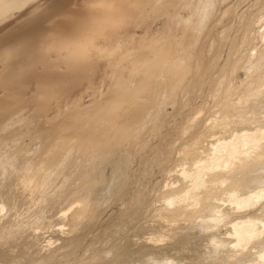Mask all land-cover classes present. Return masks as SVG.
<instances>
[{"label": "bare ground", "instance_id": "6f19581e", "mask_svg": "<svg viewBox=\"0 0 264 264\" xmlns=\"http://www.w3.org/2000/svg\"><path fill=\"white\" fill-rule=\"evenodd\" d=\"M42 1L0 0V21L28 4L26 17H31ZM133 1L150 5L155 17L173 15L179 29L191 36L188 52L174 39V29L167 40L151 42L147 48L130 50L126 42L121 45L126 39L120 29ZM228 1L83 0L61 7L57 0H46L49 11L55 10L45 16L49 25L37 21L33 27L37 31L22 32L8 41L0 51L3 66L24 68L25 80L16 82L19 76L12 74L20 75L17 72L0 80L6 89L0 95V264H131L132 257L143 252L147 257L136 264H155L156 259L148 257L158 247L181 244V250L193 256L198 249L192 241L199 232L191 230L201 225L200 232L210 236L204 251L207 264H264V0L255 1L260 6L248 17L249 28L236 48L239 57L227 60L224 77L207 105L198 107L183 127L177 146L167 148L164 159L156 156L162 177L152 194L140 193L141 208L145 206L150 219L133 232L134 238L132 233L122 235L128 224L118 228L116 222L106 230L108 247L106 243L98 250L93 245L81 260L75 252L84 243L86 230L99 222L97 212L109 192L117 195L125 189L129 146L164 124L169 112L163 101L188 105L185 88L194 70L195 48L217 26ZM179 5L190 8L184 14L176 10ZM118 48L122 58L135 52V60L129 67L114 69L112 88L102 103L87 110L90 116L83 115L79 100L59 113L64 99L85 82L92 85L101 60ZM170 52L177 55L167 65L165 82L178 87L174 92L165 90L150 107L144 100L131 103L138 116L133 126L118 127L112 115L100 114L101 105L115 107L134 92L149 89ZM139 69L143 77L129 85L126 73ZM32 83L38 86L34 99L26 96ZM28 111L31 115L25 117ZM111 136L121 141V155L114 151L109 156L99 146L100 137ZM109 165L111 177L105 172ZM221 222L224 230L219 232ZM142 235L147 237L141 239ZM130 242L138 245L126 252ZM172 257L173 263L164 264H177L178 258Z\"/></svg>", "mask_w": 264, "mask_h": 264}, {"label": "rangeland", "instance_id": "374dc122", "mask_svg": "<svg viewBox=\"0 0 264 264\" xmlns=\"http://www.w3.org/2000/svg\"><path fill=\"white\" fill-rule=\"evenodd\" d=\"M57 1L61 3V7L70 5L73 7L75 3H80L83 0ZM87 1L89 2L91 0ZM255 1L256 0H249L241 3L240 0H229L228 3L223 5L224 10L229 9V12L226 14L224 13V10L221 12V16L215 21V23L218 24L216 27L214 25L212 33L210 34L209 32L208 35H204L202 39V42L204 41V43L202 45H197L195 48L196 56L193 63L194 70L189 75L185 88L187 91L186 98L188 100V105L182 107L176 104V106H173V104H167V101H163V104H166L165 108L169 114L167 118H165L162 127L156 131L157 133H148V131H146L141 139L137 138L134 144L129 146L131 151V161L129 163L130 169L128 175L130 177H128L126 187L117 195H114L113 191L109 192L108 198L103 200L104 204L100 205V208L97 212L99 222L92 224V228L86 230L84 234V243L78 247L77 250H75V252H78L79 254V260L84 258V252L93 245H95L98 250H101V247L104 248V244L106 243V246H109L107 242L109 236L106 235V230L113 227L116 222H120V226H118V228L122 227L124 223L128 224L129 228H126V231L122 235L128 236L132 233L134 238L136 235L133 232L136 231L137 233L141 228L142 222H145L146 219H150L151 216L145 215V206L143 205V209L141 208L142 196L140 193L146 195V191H148L152 194V191L155 189V184L162 177L160 174L161 170L156 163V156L160 154L158 159H164L167 155L166 149H170L171 146H177V139L180 137L183 127L196 113L198 107L207 105V101L210 99L209 95L217 89V81L224 77V65H227V60L232 62L235 59H238L237 57H239V54H237L236 48H238L240 42L242 41V32L249 28L250 23L248 17L255 14L260 6V3L255 6ZM28 5H26V7L14 10L12 18L0 21V51L5 48L9 42L18 37L20 33L37 31L39 28L33 29V27L36 26V22L39 21V23L43 25L44 21H46L45 16L47 18L48 14L54 13L55 11L54 9L49 11V8L46 6V0H43L40 4L41 6L39 7V11L37 12V9H35L31 17H26ZM189 8L190 5H179L176 10L179 9L178 12L182 11L185 14ZM35 12L37 13L35 14ZM163 16L155 17L152 12V7L143 2L133 1L129 3L127 7L126 22H124L122 28L120 29L122 30L121 34L123 38L126 39L125 41L121 42V45H125L126 42V45L130 50H138L139 47L147 48V45L151 42L156 43L157 41L167 40V37L172 32V29H174L172 33L174 39L182 42V44L185 45L184 53H187V43L191 39L188 31L183 33L179 29L180 25L174 22L173 15L170 17H167L166 15ZM45 25L48 26L49 21H46ZM228 29L229 31L232 30L230 33L231 35L227 33ZM215 39L217 41L216 46H214ZM104 43L105 41H102V44ZM211 46L214 48L212 49ZM121 51L122 49L118 48L117 51H112L109 56L104 57V59L100 62L101 66L94 78L93 84L91 85L88 82H85L83 85L79 86L70 98L64 99L61 112L59 113L62 114L67 112L70 106L73 105V102L79 100V104L84 111L83 115L90 116L92 113L91 111L87 112V110L89 108H92L93 110L95 106L100 105L103 101V98L106 97L108 91L111 90L112 83L114 81V69L117 67L119 68L120 65H123V67H129L135 60V52H133V54H125L122 58ZM180 52H183V48H181ZM92 53L93 58H97L95 52ZM176 55L177 53L170 52L168 53L166 59L161 61L163 66L156 73L155 77L153 78L154 83L151 85V87H149V89H147L145 92H134L129 100L120 103L115 107L112 105L110 107L101 105L99 108L100 114L112 115L113 121L116 122L118 127L133 126V123L138 116L135 106L131 105V103L144 100L146 101L144 105L150 107L163 98V96L166 94L165 90L172 89L171 91L174 92L178 88L176 85L173 87L172 85L167 86L168 83L165 82V78L169 76L167 65H170V63L174 62ZM2 58L3 56L1 55L0 60L2 63L0 62V80H6L8 76H11V73L15 72L20 73V75L12 74L13 77L19 76L16 82L25 80L23 70L24 68H15V70H13L10 66H3L4 61ZM51 59L54 60L56 57L52 56ZM84 61H87V59H84ZM218 65H220V68L217 69ZM162 75H164L163 78ZM142 77L143 71L140 69L128 71L126 73V79H128L129 85L133 80H141ZM156 82L159 83L157 84ZM15 84L16 83H14L13 86H15ZM4 92H6V89L0 86V95H2ZM37 94V84H28L26 96L34 99ZM35 101L36 100H33L32 103H35ZM32 106H34V104ZM53 106V104L48 105V107ZM102 107L105 109H102ZM30 115L31 112L28 111L25 117H29ZM52 115L53 113L49 111V117H52ZM27 142L29 143V140ZM120 143L121 141H119L116 136H111L100 137V145H98L103 146V152L107 151L106 154L110 156L114 151L120 155L122 154V150L119 149ZM160 149L163 150L162 153H160ZM89 151L90 150L87 149L85 151V155ZM111 168L112 165H109L105 171L106 174H108V177H111L113 173ZM108 199L110 202L107 201ZM155 224L159 225L156 222ZM223 225V222L218 225V228L220 227L218 230L219 232L224 230ZM201 226L191 230L196 235L198 231L200 238L199 239L197 236V239L192 241L193 247L198 249L197 252L193 253V256L186 251H182L181 244H175L172 249L167 247H158L157 251L154 252L155 255H151L148 258L156 259L154 262L155 264H164L165 262L173 263L172 256L178 258L176 260L177 264H207L204 260V251L205 244H207V242L210 240V236L208 237L206 234L208 231H205L204 233L200 232ZM214 230L213 232L219 233L218 231ZM146 237L147 235H142L141 239H145ZM137 245L138 244L134 245L130 242L126 252H129V249L132 247H137ZM144 254L145 252L132 257L134 261L131 264H136L139 258L144 260L147 257ZM107 256L111 257V254ZM129 257H131V255ZM159 259H161L160 262L157 261Z\"/></svg>", "mask_w": 264, "mask_h": 264}]
</instances>
